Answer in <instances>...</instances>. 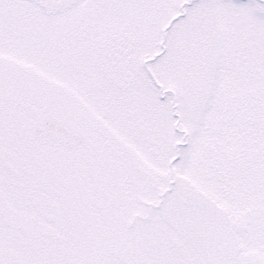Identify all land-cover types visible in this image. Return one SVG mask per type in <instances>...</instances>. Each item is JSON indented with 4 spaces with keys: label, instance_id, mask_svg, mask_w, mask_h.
Wrapping results in <instances>:
<instances>
[{
    "label": "snow or ice",
    "instance_id": "6c2138e0",
    "mask_svg": "<svg viewBox=\"0 0 264 264\" xmlns=\"http://www.w3.org/2000/svg\"><path fill=\"white\" fill-rule=\"evenodd\" d=\"M0 264H264V0H0Z\"/></svg>",
    "mask_w": 264,
    "mask_h": 264
}]
</instances>
